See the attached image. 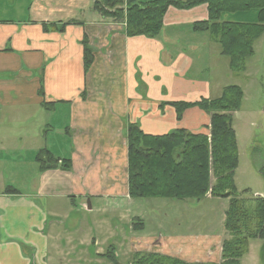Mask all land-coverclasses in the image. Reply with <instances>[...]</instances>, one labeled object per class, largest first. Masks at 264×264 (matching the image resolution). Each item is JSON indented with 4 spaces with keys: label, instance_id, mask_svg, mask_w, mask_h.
<instances>
[{
    "label": "crops",
    "instance_id": "obj_1",
    "mask_svg": "<svg viewBox=\"0 0 264 264\" xmlns=\"http://www.w3.org/2000/svg\"><path fill=\"white\" fill-rule=\"evenodd\" d=\"M95 2L0 0V264H99L111 246L119 260L139 252L133 243L122 253L126 238L165 247L145 252L190 264H220L225 228L212 239L196 229L188 234L187 224L177 220L168 224L178 232L140 235L148 231V220L153 228L161 222L130 198L127 128L138 125L153 136L176 130L209 135L207 113L193 108L179 122L169 104L216 100L228 86L220 91L213 85H242L244 106L260 85L255 78L263 53L255 48L242 81L212 37L193 30L209 19L207 6L171 8L160 37L148 39L128 38L124 25L94 11ZM187 28L193 35L183 33ZM86 36L95 54L87 77ZM196 61L200 77L192 76ZM212 68L214 80L206 74ZM149 85L155 98L136 95L140 90L147 94ZM243 106L233 115L241 158L252 145L254 115ZM62 107L68 111L65 127L58 126L63 140L58 134L53 144L48 129L61 120ZM39 115L46 122L39 123ZM42 150L51 152L58 165L69 159L72 170L42 172L37 161ZM8 188L14 191L8 194Z\"/></svg>",
    "mask_w": 264,
    "mask_h": 264
},
{
    "label": "trees",
    "instance_id": "obj_2",
    "mask_svg": "<svg viewBox=\"0 0 264 264\" xmlns=\"http://www.w3.org/2000/svg\"><path fill=\"white\" fill-rule=\"evenodd\" d=\"M207 6L209 19L197 23L196 33H207L230 61L233 73L248 71L256 55L255 44L264 35V0H96L94 11L103 19L125 26L128 38L157 39L164 30V21L171 8L187 11ZM255 13V22L245 16ZM229 16H244L234 21ZM50 27H45L49 31ZM59 31H64L60 27ZM84 70L89 75L94 63V49L86 36ZM44 96L43 88L40 91ZM244 91L240 86H228L216 100L203 99L197 103H173L177 120L185 113L199 108L211 117L208 134H194L176 130L163 136L146 134L138 125L127 128L129 194L133 200H177L202 202L210 195L229 201L224 228L222 262L243 264L252 243L259 242V263L264 264V196L248 191L240 193L236 175L241 166V151L234 129L233 115L242 109ZM87 97V93L82 95ZM168 105H162V108ZM45 108L48 105L45 104ZM250 147V152H252ZM41 171L59 168L72 170L69 159L61 165L48 150L37 155ZM264 177V165L261 169ZM8 194L14 189L8 188ZM16 194V191H15ZM139 226V225H138ZM102 258L111 264H120L116 249L111 246ZM132 264H190L177 258L156 253H136Z\"/></svg>",
    "mask_w": 264,
    "mask_h": 264
},
{
    "label": "rangeland",
    "instance_id": "obj_3",
    "mask_svg": "<svg viewBox=\"0 0 264 264\" xmlns=\"http://www.w3.org/2000/svg\"><path fill=\"white\" fill-rule=\"evenodd\" d=\"M229 17L234 21L244 20L243 19L244 16H229ZM245 17H246L245 20H250V22L251 21L255 22L256 20L255 13H251L250 15ZM189 29L190 28H187V30L185 29L183 33L185 35H193V32H191ZM212 43L215 44V42ZM255 48H257L259 52H262L263 53L262 56L264 57V50L261 51V49L264 48V35H262L260 40L257 41V43L255 44ZM223 59H224L223 61L229 63L228 58L224 57ZM212 62L213 60L210 61V63ZM199 65L200 63L196 61L194 66L195 68L192 71V76L194 77L201 76V71L198 70ZM250 67L251 64L248 65V68ZM259 67L260 69L258 68L256 70L259 76L255 72L254 73L255 75H257L255 79L258 81V83H260V85H256L257 87L256 91L252 93L251 97H248V100L244 103L243 106L244 112H251L254 114L252 116L253 119L249 122L250 130L253 132V140L251 146H253L254 148H251L252 152H250V148H248L246 151L242 153L243 156L241 158V167L237 175V184L240 193L245 194L246 191L249 190L251 194H255L256 196L263 197L264 177L261 174V169L264 165V59H263V63ZM206 74H207V78L212 76V80L215 79L213 68L211 69V75L209 74V72H207ZM236 75H239L242 81L246 79L245 73L236 74ZM189 77H191L190 74ZM237 78L238 76H236V79ZM213 86L220 87V91H222L224 87L232 86V85H213ZM235 86L242 87V85H235ZM220 91L218 92V95ZM136 95H139L142 98L145 95H147V97L152 96V98H155L156 96L155 91L152 89V87L150 88V85H149V89L147 90V94L143 90H140L137 91ZM59 111L57 115L60 114L61 120H59V123L58 120H56L57 124L52 122L51 124L52 126L48 129V132L50 134L48 141L52 138L53 144H55V140L57 141L58 137L59 138L61 137L59 134L60 132L58 126H61V130H62V128L65 127V124L67 122L68 111L66 110V108L62 107L59 109ZM39 117H40L38 120L39 123L42 120L46 122L47 120L46 116L39 115ZM173 130L174 128L171 129V131ZM61 133L63 132L61 131ZM56 135H58L57 138ZM62 140L63 138L61 137V142ZM62 149H64V147ZM207 198L202 202H197V201L181 202L177 200H139V202L137 203L141 205L140 207L142 208L146 216H153L154 218L160 220L161 222V224L159 223L157 227L153 228L151 221L148 220V223L146 224V228L148 229V231L140 235H147V236L150 235L153 237H158V235L156 234L157 231H167L170 233H173L175 231L178 232L179 229H175L172 227V225L168 224L169 221L175 222L178 220L180 222L183 221L184 223L187 224L186 232L188 231V234H190L194 229H196L195 231L198 230L199 232L204 233L205 236L212 237V239L214 237H218V235H220L223 232L224 222L226 217L225 211H227L229 208V201L223 199H213L210 195ZM179 209L182 211H187V214L180 211ZM74 221H75V217L73 219V223ZM127 225L128 226L126 227L125 232L126 235L130 237L131 236V234L129 233L130 225H131L130 222H128ZM195 231L192 233L194 234ZM117 243L119 244V242ZM132 244L134 248L139 251L138 253H151V252H145L150 250H161V249L165 250L163 244L161 248L156 249L157 246H155L153 242H147V241L133 242L132 239L126 238V244L123 246L124 251L122 253H124L126 249L128 251L130 250V248H133L131 247ZM260 248H261V244L259 242L252 243L250 248V253L245 259L244 264H260L258 263ZM122 253H120V255ZM134 255L135 254H131L129 256L128 253L127 255L125 254L122 255L119 258L120 264H132ZM99 264H111V263L105 260L103 263L99 262Z\"/></svg>",
    "mask_w": 264,
    "mask_h": 264
}]
</instances>
